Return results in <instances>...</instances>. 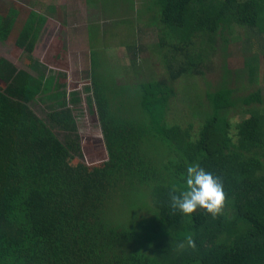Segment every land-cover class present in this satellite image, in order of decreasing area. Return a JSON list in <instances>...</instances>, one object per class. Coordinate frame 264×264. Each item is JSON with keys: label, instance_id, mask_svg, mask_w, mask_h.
<instances>
[{"label": "trees", "instance_id": "trees-1", "mask_svg": "<svg viewBox=\"0 0 264 264\" xmlns=\"http://www.w3.org/2000/svg\"><path fill=\"white\" fill-rule=\"evenodd\" d=\"M129 1L136 12L137 1ZM12 2L0 0V42L18 26L15 46L32 53L46 18L39 15L30 30L35 15L30 11L20 27ZM146 4L155 13L149 18H158L183 41L198 31L222 33L233 23L264 34V0ZM260 63L248 65L251 82ZM99 67L94 64L90 75L107 159L92 167L60 154L53 132L23 104L44 81L27 73L17 77L12 65L0 60V77L11 82L7 92L0 91V264H264L263 115L253 111L232 135L225 115L235 105L232 91L220 88L207 93L212 105L193 136L163 121L172 98L165 80L155 82V93L138 85L117 88L106 85L114 81L108 71L100 83ZM166 67L173 82L185 66ZM242 102L262 99L255 91ZM67 115L54 111L49 118L66 124ZM193 163L222 178L226 203L216 218L203 208L190 216L173 214L169 206L171 185L183 187ZM123 182L129 183L120 186ZM188 235L196 248L179 249Z\"/></svg>", "mask_w": 264, "mask_h": 264}, {"label": "rangeland", "instance_id": "rangeland-1", "mask_svg": "<svg viewBox=\"0 0 264 264\" xmlns=\"http://www.w3.org/2000/svg\"><path fill=\"white\" fill-rule=\"evenodd\" d=\"M13 1L21 17L20 27L30 11L35 14L30 30L39 15L46 18V23L32 53L15 46L17 26L13 36L0 42V60L10 63L17 77L27 73L32 79L44 81L32 101L23 104L53 132L61 143L59 153L71 163L95 167L107 159L90 75L97 63L100 83L107 71L111 74L114 81L106 83L109 86L133 89L138 85L145 93H155V82L165 80L172 87V98L163 121L188 129L193 136L212 105L207 93L220 88L232 91L235 105L225 114L232 135L237 132L236 125L253 111L264 117V34H257L258 28L233 23L222 33L209 36L198 31L183 41L179 34L164 28L158 18H149L155 15L147 10L149 0H135L136 12L129 8V0ZM175 47L183 49L176 51ZM255 60L261 63L256 82H251L248 65H254ZM166 64L175 71L183 64L184 72L170 82ZM10 83L1 76L0 91L7 92ZM255 91L262 103L244 104L242 100ZM54 111L68 112L66 124L49 118ZM141 190L146 191L145 187Z\"/></svg>", "mask_w": 264, "mask_h": 264}, {"label": "clouds", "instance_id": "clouds-1", "mask_svg": "<svg viewBox=\"0 0 264 264\" xmlns=\"http://www.w3.org/2000/svg\"><path fill=\"white\" fill-rule=\"evenodd\" d=\"M169 198L173 214L178 210L185 216H190L197 208H203L216 218L223 212L226 203L222 178L206 171L199 163L187 165L183 187L172 184ZM185 239L186 245L185 242H180L177 245L179 249L186 246L196 248L191 235Z\"/></svg>", "mask_w": 264, "mask_h": 264}]
</instances>
